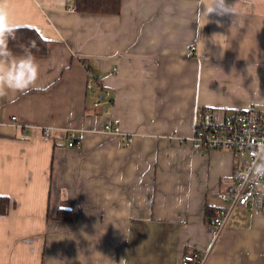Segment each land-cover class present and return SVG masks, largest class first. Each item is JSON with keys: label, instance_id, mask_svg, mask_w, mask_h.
<instances>
[{"label": "crops", "instance_id": "crops-1", "mask_svg": "<svg viewBox=\"0 0 264 264\" xmlns=\"http://www.w3.org/2000/svg\"><path fill=\"white\" fill-rule=\"evenodd\" d=\"M226 2L232 13L206 17L209 0H122L116 15L0 0L49 42L34 89L0 97V195L15 201L0 264H181L191 250L264 264V209L235 208L217 238L207 217L237 156L189 140L200 108L264 97V0ZM112 118L130 144L103 129Z\"/></svg>", "mask_w": 264, "mask_h": 264}, {"label": "built area", "instance_id": "built-area-1", "mask_svg": "<svg viewBox=\"0 0 264 264\" xmlns=\"http://www.w3.org/2000/svg\"><path fill=\"white\" fill-rule=\"evenodd\" d=\"M69 8L73 12L78 11L76 4ZM94 79V72L91 71L90 88L94 85ZM103 129L121 135L125 145L132 141L131 136L121 131L119 118L105 122ZM45 135L50 136V131L46 130ZM189 140L197 149L230 150L238 158L233 185L218 193L223 206L215 210L212 218L213 234L217 238L235 208L243 207L255 212L264 209V180H261L258 186L248 175L254 145L264 141V108L253 106L230 112L214 107L200 108L195 114L193 132ZM68 145L79 147L80 143L76 142L75 136L71 134ZM207 258L208 251L191 250L183 255L181 264H205Z\"/></svg>", "mask_w": 264, "mask_h": 264}, {"label": "clouds", "instance_id": "clouds-1", "mask_svg": "<svg viewBox=\"0 0 264 264\" xmlns=\"http://www.w3.org/2000/svg\"><path fill=\"white\" fill-rule=\"evenodd\" d=\"M205 11L225 15L232 13V6L226 0H209ZM23 25L10 16L6 6L0 3V97H5L9 92L27 94L33 90L39 77V62L29 48L23 49V54L14 55L9 48V41L16 40V34ZM257 107L264 108V97L258 101ZM253 160L248 175L260 186L264 180V141L254 145Z\"/></svg>", "mask_w": 264, "mask_h": 264}, {"label": "trees", "instance_id": "trees-1", "mask_svg": "<svg viewBox=\"0 0 264 264\" xmlns=\"http://www.w3.org/2000/svg\"><path fill=\"white\" fill-rule=\"evenodd\" d=\"M121 3L122 0H75L78 12L94 14H119ZM16 37V40L9 41V48L12 52L23 53L24 48H29L32 54L43 55L48 51L49 42L34 28L23 26ZM14 206L15 201L10 196L0 195V215L8 214ZM214 214L215 210L207 209L208 219L211 220ZM56 219L71 221L73 212L69 209H61L58 211Z\"/></svg>", "mask_w": 264, "mask_h": 264}, {"label": "rangeland", "instance_id": "rangeland-1", "mask_svg": "<svg viewBox=\"0 0 264 264\" xmlns=\"http://www.w3.org/2000/svg\"><path fill=\"white\" fill-rule=\"evenodd\" d=\"M254 107H257V106H254ZM257 108H261V107H257ZM228 112L232 111V110H227Z\"/></svg>", "mask_w": 264, "mask_h": 264}]
</instances>
